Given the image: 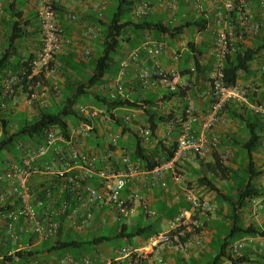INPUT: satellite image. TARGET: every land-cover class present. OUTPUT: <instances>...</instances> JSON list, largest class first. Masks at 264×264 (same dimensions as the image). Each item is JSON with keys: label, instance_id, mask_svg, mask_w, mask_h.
<instances>
[{"label": "built area", "instance_id": "2783aa9c", "mask_svg": "<svg viewBox=\"0 0 264 264\" xmlns=\"http://www.w3.org/2000/svg\"><path fill=\"white\" fill-rule=\"evenodd\" d=\"M195 0L194 8L200 14L203 2ZM221 8L215 19V38L212 44V70L208 85L213 103L206 112H201L188 98L186 118L178 137V147L173 159L164 161L151 170L143 169L133 162L127 151L119 144L122 127L114 130L112 125L121 120L129 124L143 139L146 147L152 143V132L144 124L143 108H113L94 103L76 106L80 120L68 119V125L52 126L44 133L42 142L35 139L22 140L17 144V153L0 171V184H11L10 192L0 195V207L8 203L11 209L0 212V221L5 232H0V247H11L8 255L21 264H45L43 259H29L30 253L41 244L56 241L62 230L84 233L94 229L97 218L125 220L135 219L141 210L150 217L156 216L138 183L150 188H168L169 175L175 184H182L181 169L188 155L207 159L218 152L220 137L214 129L224 119V110L231 103L245 105L255 114L264 116V104L252 103L250 98H259L262 89L256 79L244 81V74L236 85L225 82L224 67L227 58L241 48H250L264 27V0H217ZM4 2L0 0V19L4 16ZM56 0H43L37 11L40 25L41 47L31 63L32 74L28 79L38 77L29 88V105L48 108L51 104L45 98L47 85L53 86L56 96L61 94L62 77L59 70V55L64 54L65 38L59 22ZM99 8V5H96ZM149 7L141 3L134 11L137 17L146 16ZM232 14H237L236 17ZM89 28L87 35H95ZM164 42L148 39L130 51L121 60L117 77L109 83L112 99L116 96L128 98L123 80L130 64L142 63L139 70L141 86L153 88L156 82L169 91L179 87L190 88L177 68L165 69L158 58L164 53ZM89 53L84 55L88 57ZM175 61L178 60L176 56ZM251 68L264 74V49L251 62ZM191 73L197 76L193 65ZM18 78L9 75L4 84V95L13 98L16 105ZM28 96V93H27ZM4 106V105H3ZM160 107V105H158ZM201 129L198 134L194 126ZM105 130L108 134L104 148L92 145L97 133ZM96 133V134H95ZM118 156V157H117ZM233 156L232 150L220 155L227 165ZM116 162L113 164V159ZM178 200L183 197L190 203L189 209L181 210L168 221V229L152 236L144 245L129 243L110 253L96 249L92 254L82 256L72 253L52 254L58 258L51 264H170L166 252L188 254L192 245L201 246L204 236L196 232L202 223L198 215L211 211L208 200L197 196L192 190L175 192ZM256 212L261 213L264 206L258 198L251 200ZM101 222L97 228L103 227ZM129 225V224H128ZM255 240L252 236L241 238L229 246L232 257L243 255V251ZM28 257V258H26Z\"/></svg>", "mask_w": 264, "mask_h": 264}, {"label": "trees", "instance_id": "16d2710c", "mask_svg": "<svg viewBox=\"0 0 264 264\" xmlns=\"http://www.w3.org/2000/svg\"><path fill=\"white\" fill-rule=\"evenodd\" d=\"M7 2L8 0H5L3 10L11 11V4L8 7L5 6ZM116 2L114 12L108 19L109 24H100L102 28V45L99 53L87 59V62L82 60L76 62L75 54L59 55V70L64 79V85L61 84L62 99L59 102L52 101L48 108H36L37 104H35L34 108L35 112H37L32 117L26 112H14L12 107L13 98L4 95V84L9 75H14L18 78L16 89L17 91L21 90L25 94L28 93V98L30 86L38 81V77L33 78V80L28 79V76L32 74L31 63L35 56H19V45L29 36L27 27L21 20L22 12L16 13L13 21H11V18L2 17L6 31L4 33L5 42L0 52V166L5 167L7 156L17 153L19 141L35 139L42 142L44 133L48 128L57 125L66 127L68 119L80 120L77 117L76 106L84 98L91 99L97 105H104L108 110L113 108H143L144 124L152 132V143L158 140L155 148L149 149L146 147L143 139L129 124H123L121 120L115 121L113 124L115 129L122 127L121 138L127 135L133 139L132 147H128L127 152L132 161L143 169L151 170L160 163L173 159L178 147L177 140L182 130V122L186 118V107L189 98L183 88L179 87L173 92L168 90L164 94V98L161 99L150 97L145 100L129 97L124 99L121 96H116V99H112L113 97L110 94H102L96 88L103 86L107 77L115 78L118 76L121 66L119 57L123 56L122 51L125 44H128L131 48L136 46L135 41H132L130 37L131 34L135 35L136 41L144 33H150L153 34L152 39L154 41L164 42L165 37L175 39L186 32H206L209 27V19L203 16L189 17L182 20L180 24H174L173 22L164 23L161 20L150 18L148 14L143 17H137L134 14L136 0H116ZM56 9H58L57 3ZM232 16L236 17L237 14H232ZM188 49L190 53L187 52L185 58L193 60L197 70L196 77L206 75L208 76L207 81H209L213 60L209 62L208 66L201 62V58L208 51V46L206 44L199 46L190 41ZM263 49L264 27H262L261 33L252 47L241 48L239 52L227 58L224 67L226 84L229 86L236 85L241 73L244 74L246 80L260 76L264 82V74L258 73L251 68L252 60ZM180 73L183 76L189 73L192 74L190 68L181 70ZM51 90L55 94L53 86H51ZM174 99L180 103L181 112L179 117L172 114L174 112L166 114L160 105V102L168 103ZM250 101L264 104V91L261 92L259 98L251 97ZM231 104H237L239 107L237 109L230 108L229 104L224 111L229 110L230 117L239 119L247 131V139L245 141L234 140L235 145L239 146V152L234 153L235 164L232 166L223 164L220 155L216 152L213 154V160L208 162H205V159L198 158L200 159V169L196 170L195 173L199 187H206L209 191L215 192L217 200L229 207V218L232 220V226L225 234V239L214 245L216 252L211 257L203 262L195 263H188L182 260L181 264H224L225 261H230L232 264H248L250 260L245 254L246 249L241 257L234 258L229 251V246L246 236L255 237L263 234L253 226H242L239 219L241 210L246 208L248 202L263 195L262 190L257 186V180L264 175V171L257 167L254 154L262 145L264 116L253 113L245 105ZM162 126H170L173 142L169 148L166 147L162 140H159L158 134ZM121 138L119 139V144L122 147ZM224 145L227 146L226 143ZM217 177L226 182L227 191L226 188L222 189L216 185L215 179ZM189 208L190 203L180 197L171 207H166L163 204L156 209L157 221L155 223H144L142 221H136L132 225L122 223L118 231L106 235H95L88 240L72 239L69 237L72 232L62 230L55 242H45L37 246L27 256H29V259L31 257L44 260L48 259V255H61L67 252L82 256L94 253L98 246L113 240H124L127 238L129 243H133L134 239L143 238L147 241L152 236L162 232L157 223L162 217L170 220L175 218L181 210ZM8 209H11V205L6 203L0 207V212ZM197 217H200V215ZM203 227L202 223V226L196 232H202ZM204 246L205 242L203 240V244L196 247L204 248ZM10 248L7 247L5 249V257L0 260V264H21L15 262L8 255Z\"/></svg>", "mask_w": 264, "mask_h": 264}, {"label": "crops", "instance_id": "0c3cea01", "mask_svg": "<svg viewBox=\"0 0 264 264\" xmlns=\"http://www.w3.org/2000/svg\"><path fill=\"white\" fill-rule=\"evenodd\" d=\"M57 1V14L59 22L63 29V36L66 40L64 45V54H75V61L78 62L82 60L87 62L92 56H95L100 51V46L102 45L101 23L109 24V16L111 15V10H113L117 4L116 0H56ZM195 0H136V8L141 3H146L149 7L148 16L155 20H161L164 23L173 22L174 24H180L182 20L189 17H206L209 19V27L206 32L194 31L186 32L184 35L172 39L171 37H165L164 44L166 45L164 53L158 58L159 64L165 69L177 68L180 72L184 69H189L194 65L193 60L185 58L187 52L190 53L187 48V44L192 41L197 43L199 46L206 44L208 46V51L201 58L202 64L205 66L209 65V62L213 60L212 57V44L215 38V19L216 14L221 8V2L217 0H207L203 2L202 12L200 14L196 13L194 8ZM43 0H8L6 7L11 4V11H4V18L11 21L15 20V14L22 12V22L27 27L29 36L19 45V56L26 57L30 55H36L37 51L41 47V34L40 25L37 18V11L41 6ZM99 5V8L96 7ZM2 19H0V26L3 24ZM94 28L97 32L95 35H87V30L89 28ZM5 33V32H4ZM4 40L0 41V47L4 45L5 34H3ZM132 41H135L134 47H130L125 44L124 50L122 51L123 56L119 57L121 61L126 58L130 51L139 47L144 41L153 38V34L144 33L141 35L138 41H136L135 35L130 36ZM153 40V39H152ZM181 48L182 54H177L178 50ZM2 50V49H1ZM89 53L88 57H85ZM178 56V60L175 61V57ZM142 63H132L129 66L127 75L125 76L123 83L125 85L126 92L129 98H137L139 100H145L146 98L156 97L157 99L164 98V94L168 92V89L161 84L156 82L153 88H145L141 86L139 80V70ZM88 72L90 73L89 69ZM185 81L190 85V88L184 89L189 98L194 102L197 108L201 112H206L213 103V97L208 85V76L194 77L193 74L184 75ZM111 78L107 77L106 83L96 88L102 94H110L109 83ZM264 85V82L262 80ZM16 100V99H15ZM19 103L16 100V105ZM12 105L14 109H18L17 106ZM162 110L166 114H174L179 117L181 112L180 103L177 100H171L168 103L160 102ZM11 106V105H10ZM239 105L230 104V108H238ZM18 112H26L27 110H20ZM230 111H224L225 119L219 124L215 129L214 133L220 137L222 148L231 149L235 152H239V146L235 145L234 140L247 139V131L244 124L239 119H234L230 117ZM114 128V125H112ZM195 131L200 134L201 129L198 125L194 126ZM114 130H117L114 128ZM108 134L105 130L100 131L96 135V139L92 140V145L104 148L106 143V138ZM159 140H162L166 147L173 142L171 136L170 126H162L159 131ZM179 136V135H178ZM122 149L128 151V147H132L133 139L127 135L121 138ZM225 142L227 146L223 143ZM158 144V140L153 141L149 149L155 148ZM118 157V156H117ZM211 158V157H210ZM210 158H207L210 161ZM11 160V156H7L8 161ZM254 160L258 168L264 171V132L262 145L259 147L257 152L254 154ZM116 159L114 158L112 163L114 164ZM187 164V162H186ZM185 164V166H186ZM197 170L200 169V164L195 166ZM4 167L0 166V171ZM196 172V170H194ZM191 176V175H190ZM192 178V177H191ZM169 186L168 188L156 187L150 188L145 184L138 183V188L140 192L147 199L149 206L152 210L156 212V209L165 204L167 207H171L172 204L176 203L177 200L174 197V193H182L186 188L183 184H175L171 176L169 175ZM194 179V178H192ZM194 183H198L194 180ZM216 185L222 189L226 188L227 184H219L215 181ZM257 186L262 190L263 195L257 197L264 206V175L257 180ZM187 189V188H186ZM11 184L4 183L0 184V195L6 192H10ZM200 196L209 201L211 206V211L207 215H200V220L203 223L202 235L204 236L205 246L204 248H197L192 245L191 250L188 254H174L171 252H166L165 256L169 260L170 264H181L182 260L188 263L203 262L211 255L215 254L216 250L214 245L219 241L225 239V234L228 229L232 226V220L229 218L230 209L225 203H220L216 198V193L209 191L206 187H200ZM11 202V199L8 203ZM142 219V220H141ZM99 222H102L101 216L97 218ZM240 223L244 227L253 226L257 228L263 234L261 236H255V240L251 243L245 250V254L250 260L248 264H264V208L261 213H257L252 202H248L246 208L242 209L240 212ZM142 221L144 223H155L157 221L156 216L150 217L145 211L141 210L140 215L134 219L133 222ZM168 221L162 217V219L157 222L158 227L162 232L168 229ZM133 224V223H132ZM0 232L4 234V224L0 221ZM136 245L146 244V240L143 238H137ZM103 246V245H100ZM214 247V248H213ZM7 247H0V260L5 257L4 251ZM118 248V247H117ZM116 249V248H114ZM114 249H108L110 252ZM48 259L45 264H51L57 260V255H48ZM10 264V263H8ZM224 264H232L230 261H225Z\"/></svg>", "mask_w": 264, "mask_h": 264}, {"label": "rangeland", "instance_id": "374dc122", "mask_svg": "<svg viewBox=\"0 0 264 264\" xmlns=\"http://www.w3.org/2000/svg\"><path fill=\"white\" fill-rule=\"evenodd\" d=\"M113 12H114V9L111 10V14ZM1 25H2V27L0 26V41H3L4 40L3 34L6 31V28H5L4 24H1ZM195 44L198 45L197 43H195ZM187 46H188V44H187ZM1 49H2V47H0V52H1ZM177 54H182L181 48L178 50ZM60 75H61V77L63 79V76H62L61 72H60ZM250 79H256L259 82V84H260V88L262 89V91H264V85L262 83V80H261L260 76L251 77ZM244 81H248V80H246L244 78ZM62 84L64 85V81H62ZM42 92L45 93V98L49 100L50 104H51L52 101L59 102L62 99V95L61 94L59 96H56L52 92L50 84L47 85L45 90H40L39 91L40 94H42ZM16 100H18L19 103H17V105H16L18 107V109L17 108L14 109V112H18L20 110V108H21V110L22 109L23 110H27V114L30 117L36 115L37 111L35 112V108L33 106L29 105V98H28L27 94H25L21 90H19L17 92ZM81 103L82 104H87V103L96 104L95 102L91 101V99H85V98L81 100ZM227 150H231V149L222 148V146L220 144L219 150H218V155H221V154L225 153ZM234 153H235V151H233V156H232L231 160L229 161L228 166H232L236 162L235 161L236 158L234 156ZM210 160H213V156H211ZM204 161L208 162V159H205ZM186 162H187L186 166H184L181 169V173L183 175L182 184L187 189L192 190L197 196H200L199 195L200 194V191H199L200 187H199L198 183H194V180H198L194 170H197L195 166L200 164V159L196 158L193 155H188V158H187ZM191 177L194 178V179H192ZM215 181L217 183H219V184L226 183L220 177H217L215 179ZM133 221H134V219H130L127 223L129 225H132V223H134ZM102 222L105 223V225L103 227L97 228L98 224L101 223V222H99L97 220L95 222L94 229L85 231L84 233H78V234L72 233V234H70L69 237L72 238V239H77V240H88V239H91L92 237H94L95 235L111 234V233H113L115 231H118L120 229V226L122 225V223L125 222V220H118V221L114 220V221H112L110 219H104V220H102ZM136 239H134L132 241L133 244H137V240ZM124 244H126L124 240H120V239L119 240H113L111 242L105 243L103 246H98L97 249H100L102 252H105V253L108 254V253H110V251L108 249H114V248L120 247V246H122Z\"/></svg>", "mask_w": 264, "mask_h": 264}]
</instances>
